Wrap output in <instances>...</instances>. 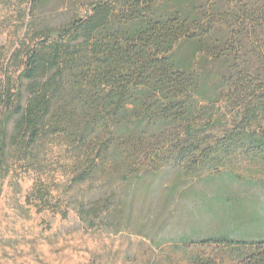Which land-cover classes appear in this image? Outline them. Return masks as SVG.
<instances>
[{"label": "trees", "instance_id": "obj_1", "mask_svg": "<svg viewBox=\"0 0 264 264\" xmlns=\"http://www.w3.org/2000/svg\"><path fill=\"white\" fill-rule=\"evenodd\" d=\"M70 1L29 0L19 46L8 55L0 45V169L19 162L41 173L58 144L65 188H88L67 193V205L115 232L150 197L169 199L192 179L229 196L202 209L215 234L192 241L201 237L193 221L177 241L216 247L219 258L188 264H264L260 182L236 171H264V0L233 10L222 0H94L82 17ZM58 3L60 21L49 9ZM57 190L39 179L27 200L51 206Z\"/></svg>", "mask_w": 264, "mask_h": 264}, {"label": "rangeland", "instance_id": "obj_2", "mask_svg": "<svg viewBox=\"0 0 264 264\" xmlns=\"http://www.w3.org/2000/svg\"><path fill=\"white\" fill-rule=\"evenodd\" d=\"M92 1L70 2H74L75 12L82 17ZM206 1L199 0L200 3ZM222 1L225 10H233L244 0ZM49 9L56 11L57 21L67 14V7L62 3ZM28 10L29 0H0V45L8 55L22 40L29 22ZM2 80L0 71V84ZM63 157V148L55 143L49 147L45 157L48 165L41 173L27 172V167L19 162H10L7 174L0 169V264H188L194 255L219 258L221 250L216 247L177 241L192 234L189 224L193 221L196 222H193L195 231L201 237H191L192 241L215 234L218 228L210 222L206 225L209 214L205 209L202 213V209L204 206L216 209V197L226 199L229 194L207 192L194 180H183L171 198L166 199V190L150 197L149 200H153L146 202L145 212L142 215L134 213L129 222L122 220L115 232V227L104 221H94L93 226H89L87 220L79 218L74 205H67L66 194L70 191L64 185L66 175L56 166ZM12 160L19 161L13 156ZM45 170L48 172L44 173ZM236 171L260 182L254 195H257V210H264V171L258 166L244 164ZM39 179L58 184V190L53 193L55 197L60 195L58 206H55L58 204L55 200L51 206L32 201L33 198L27 200L31 187ZM86 187L73 188L69 196L87 193ZM251 194V191L242 190L237 192V197L249 198ZM56 207L59 211L67 210L64 218L61 212H52ZM257 235L264 236V226L257 229Z\"/></svg>", "mask_w": 264, "mask_h": 264}]
</instances>
